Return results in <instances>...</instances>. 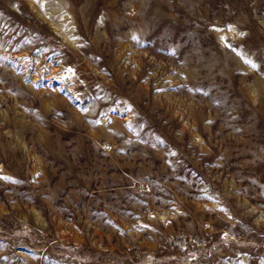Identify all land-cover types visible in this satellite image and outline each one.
<instances>
[{
	"label": "rangeland",
	"instance_id": "obj_1",
	"mask_svg": "<svg viewBox=\"0 0 264 264\" xmlns=\"http://www.w3.org/2000/svg\"><path fill=\"white\" fill-rule=\"evenodd\" d=\"M51 2L0 0V264H264V0Z\"/></svg>",
	"mask_w": 264,
	"mask_h": 264
},
{
	"label": "bare ground",
	"instance_id": "obj_2",
	"mask_svg": "<svg viewBox=\"0 0 264 264\" xmlns=\"http://www.w3.org/2000/svg\"><path fill=\"white\" fill-rule=\"evenodd\" d=\"M49 4L47 5V8L49 9V13L51 14V12L54 10L55 6H53V3L51 2V0H48Z\"/></svg>",
	"mask_w": 264,
	"mask_h": 264
},
{
	"label": "snow or ice",
	"instance_id": "obj_3",
	"mask_svg": "<svg viewBox=\"0 0 264 264\" xmlns=\"http://www.w3.org/2000/svg\"><path fill=\"white\" fill-rule=\"evenodd\" d=\"M37 2H39V0H37ZM241 35H243V33H241ZM247 63H249V64H252V62L251 61H246ZM252 66L253 67H256V65L255 64H252Z\"/></svg>",
	"mask_w": 264,
	"mask_h": 264
}]
</instances>
